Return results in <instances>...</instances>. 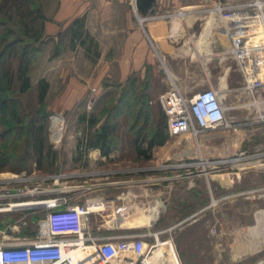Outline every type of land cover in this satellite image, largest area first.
Returning <instances> with one entry per match:
<instances>
[{"label": "rangeland", "instance_id": "1", "mask_svg": "<svg viewBox=\"0 0 264 264\" xmlns=\"http://www.w3.org/2000/svg\"><path fill=\"white\" fill-rule=\"evenodd\" d=\"M51 1L53 0H35L34 7L39 5L38 12L43 14V18H38L37 15L28 26L30 35L39 36L35 45L40 47L30 68L31 83H34L36 76L47 70L44 64H50V60L46 59L48 54L45 49L50 44L43 35V24L46 20V8L52 6ZM213 1L171 0L169 7L163 8L161 12L178 14L182 11L191 16L190 24L186 21L187 15L176 20L179 22V33L182 34L177 45L186 48V53L176 60L187 62L180 68L184 74H188L185 84L189 91L187 96L191 97L208 87L206 79L210 71L220 87L226 86L225 79L228 78L233 91L231 95L222 93V104L227 107L225 114L232 127L207 130L198 137L189 133L176 137L167 135L164 145L153 147L151 156L145 158L136 154L133 139L139 134V143L145 147L143 140H147L156 126L165 123V114L157 98L149 100L148 105L152 109L144 110L146 120H141L142 124L135 126L132 125L133 118H128L136 112L134 108H130V105H134L131 99L120 102L121 105L128 106L123 107V114L127 118L115 109H108L111 105L119 104L118 99L126 89L131 93L132 89L126 81L118 85L103 82L100 87L86 83L85 97L66 115L49 108L52 98L50 93L47 95L50 86L48 82L45 96L48 104V115L44 122L45 144L54 151V155L50 159L39 160L36 153L30 150V155L25 158L23 141L27 139H23L22 144L18 143L19 149L13 158L15 160L10 161L9 166H0V188L21 186L14 181L6 185L3 179L22 172L89 173L69 180L68 184L80 185L86 181L99 185L86 193L76 190L71 194L73 199L84 201L86 197L118 198L121 204L127 202L132 207L145 209L144 223L148 226L137 229L116 228L108 232L119 238L145 234L144 240L148 247L155 242L154 233H158L160 242L170 240L169 245L156 246L163 248V256L158 258L157 264H264V90L248 95L240 88L242 75L235 59L227 52L228 40L217 19L206 36L209 54L205 51L199 52L200 54L197 52L198 48L201 49L200 38L205 33L203 31L207 22L212 19L208 9ZM223 1L236 3L244 0ZM259 41L256 37L251 43ZM10 64L15 71L16 60H11ZM200 66L202 70L199 69ZM34 69H38L37 73H40L36 74ZM50 70L52 73L48 74V78L54 82L56 92L65 87L64 82H57L63 79L60 77L65 73L69 76H84L95 69L72 56L64 62H56ZM146 80L148 83L139 85L138 91L146 88L150 92L152 87L161 86V82L158 85V80L152 77ZM94 98L95 102L89 108V102ZM20 99L21 124L25 125L30 120L42 123L43 119L39 116L40 104L37 103L35 93L29 92ZM7 123H13V119L8 117ZM59 125L61 134L57 140L56 129ZM104 125L109 130L111 125L114 126L106 144L110 147L108 155H103L102 150L93 145L97 132ZM139 125L144 126L138 130ZM106 145L103 146L107 147ZM22 156L25 158L24 162H20ZM89 175H92V179ZM106 209L104 204L91 206V212ZM20 216L21 214H0V235L3 232L11 235L6 230V225ZM32 216L28 215L30 230L45 232L44 212L38 211ZM99 217L98 214L91 213L88 217L89 225L98 224ZM75 248L77 246L71 249ZM105 264H118V261L112 259Z\"/></svg>", "mask_w": 264, "mask_h": 264}, {"label": "built area", "instance_id": "2", "mask_svg": "<svg viewBox=\"0 0 264 264\" xmlns=\"http://www.w3.org/2000/svg\"><path fill=\"white\" fill-rule=\"evenodd\" d=\"M128 1L141 22L143 17L137 14L139 10L136 0ZM208 11L213 23L217 19L223 28L222 33L228 40L227 52L235 59L242 75V91L253 95L264 90V0H244L236 3L214 0ZM256 37L260 41L251 43ZM222 96L224 95L213 87L203 88L191 97H185L176 87L160 93L157 100L166 116L168 135L176 137L189 133L198 137L207 130L232 127L226 118ZM94 102L95 98L89 102L88 107ZM88 174H36L33 171L3 179L6 185L14 181L21 186L0 188V213L21 216L6 225V230L11 235L4 232L0 235V264H73L68 255L69 250L73 245L80 244L92 247L95 257L104 263L115 259L118 264H150L149 259L154 248L159 243L168 244L170 241L160 242L158 233H154L155 242L149 247L144 240L145 234L120 238L115 235L94 237L88 234L89 215H109L114 206L111 198L86 197L84 201L73 199L71 194L76 190L86 193L99 185L86 181L80 185L68 184L69 180ZM88 177L92 179V175ZM93 204H106L107 210L91 212ZM132 206L124 202L114 207V211L122 218L120 227L137 229L148 226L144 223L145 209ZM38 211L44 212L45 232H26L31 227L28 215L32 216ZM111 217L115 218L110 215L109 219Z\"/></svg>", "mask_w": 264, "mask_h": 264}, {"label": "crops", "instance_id": "3", "mask_svg": "<svg viewBox=\"0 0 264 264\" xmlns=\"http://www.w3.org/2000/svg\"><path fill=\"white\" fill-rule=\"evenodd\" d=\"M156 1L157 5L153 13L144 14L138 11L137 14L143 17L141 22L128 0H53L50 2L52 6L49 5L46 8V20L43 24V35L50 44L49 48L47 46L45 48L48 54L46 59L50 60V64H44L47 70L38 72L40 74L32 83L35 84L41 78L49 82L47 95L50 93L52 98L49 104L51 110L66 115L85 97L86 83L96 87H100L103 82L121 84L130 75L139 79L152 77L158 80L156 82L158 85L161 82L160 87L156 85L149 92V99L152 101L171 87H176L185 97H188L189 91L185 86L188 74L180 70L187 62L176 60L178 56L186 53L184 46L177 45V40L182 34L179 33V22L176 20L185 18L187 14L182 11L178 14H171L169 11L161 12L163 8L169 7L171 0ZM190 17L187 15L188 24L191 22ZM197 45L199 47V39ZM202 51L209 54V43L207 47L203 46L201 51L197 49L198 53ZM72 56H76L78 61L95 70L84 76H69L65 73L60 77L63 79L57 81L65 83L64 89L57 88L58 91L55 92L54 82L52 83L48 78V74L52 73L50 69L56 62H64ZM199 69L202 70V67L200 66ZM37 70L34 69L36 74H38ZM225 83V87H220L214 79V74L209 72L206 79L207 86L217 89L220 94L231 95L233 90L228 78L225 79ZM112 201L113 212L103 217L102 213H99L100 222L89 225L88 234L103 237L113 235L108 232L110 230L122 228L120 227L122 218L118 212L114 211V207H118L121 201L118 198ZM113 214L115 218L109 219ZM30 229L31 227L26 229V232L32 233ZM170 243L171 241H168V244ZM163 244L159 243L161 246ZM161 246L157 247L150 257L152 264H157L158 258L163 256ZM167 248L171 250V247L167 246Z\"/></svg>", "mask_w": 264, "mask_h": 264}, {"label": "trees", "instance_id": "4", "mask_svg": "<svg viewBox=\"0 0 264 264\" xmlns=\"http://www.w3.org/2000/svg\"><path fill=\"white\" fill-rule=\"evenodd\" d=\"M34 2L35 0H0V128H2L0 129V166H9V162L15 160L13 158L15 152L19 149L18 143L21 142L22 144L23 139H27L23 141L25 158L30 155V150L36 153L38 159H50L54 155V151L50 150V147L45 144L44 128L46 124L44 122L45 117L48 115L46 110L48 104L45 101V96L48 90V82L41 78L35 84H32L29 76L30 68L40 47L35 45L39 36L30 35L31 30L28 29V26L37 15L38 18H43V14L38 12L40 9L39 5L38 7H34ZM11 60H16L15 71L11 67ZM125 83L130 85L132 89L131 93L127 92L126 89L118 99L119 104L117 103L108 107L109 103L107 107L109 111L115 109L122 115L123 107L126 106L127 108L128 106L121 105L120 102L131 99L130 101H134V105H130V108H134L136 112L134 115L130 114L128 118H133L132 125L135 124L136 126L141 123V120H146L147 115H145L144 110L152 109L148 105L150 99L147 89L137 90L139 85L147 84L148 81L146 78L139 79L136 76L130 75ZM133 89L136 90L133 91ZM29 92L35 93L37 103L40 104L39 109L41 111L39 116L43 119L42 123L30 120L25 125L21 124L20 112L22 105L20 97ZM123 115L124 117L127 116L126 114ZM8 117L13 119V123H7ZM111 126L109 130L104 125L97 132L93 142L94 146L102 150L103 155H108L110 151V147L106 144H108L110 133L114 131V126ZM139 126L138 130L144 125ZM167 135L165 116V123L161 126H156L147 140H143V143L146 144L145 147L139 143V134L133 139L136 154L149 158L153 147L163 145L167 139ZM24 157H21L20 162L25 161Z\"/></svg>", "mask_w": 264, "mask_h": 264}, {"label": "bare ground", "instance_id": "5", "mask_svg": "<svg viewBox=\"0 0 264 264\" xmlns=\"http://www.w3.org/2000/svg\"><path fill=\"white\" fill-rule=\"evenodd\" d=\"M212 26H213V19H211L210 21L207 22V25L205 27V33L203 34L202 38H200L201 39L200 51L202 50L203 46H207V42H206L207 37L206 36L209 33V30L211 29ZM224 108H225V106H224ZM226 108H225V110H226ZM56 120H59V118L56 117ZM60 134H61V127L59 125L58 128L56 129V137H57L56 139L57 140H59ZM54 140H55V138H54ZM104 207L107 208V205L104 204ZM261 213H263V212L261 211ZM73 246H75V245H73ZM68 255L70 256L71 262L73 264H105L104 262L98 260L95 257V251L92 247L82 246L81 244L77 249L76 248L70 249ZM88 257H90V259H88ZM149 263L152 264L150 259H149Z\"/></svg>", "mask_w": 264, "mask_h": 264}, {"label": "water", "instance_id": "6", "mask_svg": "<svg viewBox=\"0 0 264 264\" xmlns=\"http://www.w3.org/2000/svg\"><path fill=\"white\" fill-rule=\"evenodd\" d=\"M157 5L156 0H136V7L141 13H153Z\"/></svg>", "mask_w": 264, "mask_h": 264}]
</instances>
